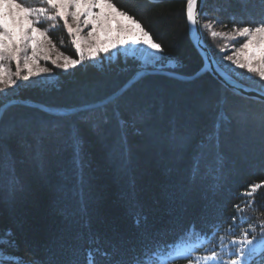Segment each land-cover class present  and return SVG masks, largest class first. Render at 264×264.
Wrapping results in <instances>:
<instances>
[{
  "label": "trees",
  "instance_id": "obj_1",
  "mask_svg": "<svg viewBox=\"0 0 264 264\" xmlns=\"http://www.w3.org/2000/svg\"><path fill=\"white\" fill-rule=\"evenodd\" d=\"M114 2L174 58L175 66L165 68L192 75L203 67L186 0ZM262 14L260 0H206L202 30L224 70L264 90V81L223 67L220 49L227 38H213L203 27L210 18L219 21L212 30L254 25ZM59 30L63 44L55 30L51 37L77 56L65 28ZM138 63L122 53L84 61L58 70L55 83L20 87L15 97L66 110L102 101L134 76ZM116 97L96 108L92 117L98 119L90 117L91 108L52 114L17 103L5 110L0 131L12 134L0 143V235L10 232L6 240L14 243L0 244V264H117L155 240L174 246L207 238L219 248L246 229L262 237L264 100L232 91L211 71L189 80L150 73ZM7 100L1 98L0 106ZM44 121L58 127L40 135ZM256 183L262 186L249 196ZM250 264H264V249Z\"/></svg>",
  "mask_w": 264,
  "mask_h": 264
},
{
  "label": "snow or ice",
  "instance_id": "obj_2",
  "mask_svg": "<svg viewBox=\"0 0 264 264\" xmlns=\"http://www.w3.org/2000/svg\"><path fill=\"white\" fill-rule=\"evenodd\" d=\"M200 2L202 0H186V19L191 25L198 23L194 5L198 7ZM45 3L47 7L28 6L22 0H0V91L3 90V86L16 85L17 79L14 77L20 78L22 70L26 72L22 77L26 81L34 76L50 75L52 69L42 66L40 64L41 59L51 60L53 65L67 71L82 65L85 60V53H87V59L95 64L102 55L110 56L114 51H122L126 56H131L139 61L134 78L130 81L131 84H135L151 72L175 66L174 58L165 56L164 47L154 39L144 24L129 11L118 6L114 0H45ZM260 3L264 7V0H260ZM42 18L63 22L79 59L63 56L62 64H57V60L52 59L49 45L52 47L55 45L48 33L56 25L41 28L39 24ZM217 22H219L218 19L210 18V22L203 27L210 32V36L213 38H227L230 47L221 48L220 51H230L231 54L225 55L224 59L230 61L236 69L246 70V73L257 76L259 81H264V14L254 25L233 23L231 32L227 33L212 30V25ZM84 28L89 29L86 37L81 35ZM193 43L204 58L205 68L211 69L215 61L211 60L204 50V41L199 37H194ZM59 58L57 57V59ZM166 60L168 61L167 64H165ZM6 61L15 64V72L5 63ZM227 82L232 84L234 88L237 87L235 81L230 78ZM242 86L239 85V87ZM120 94L123 95V92ZM116 98L115 94L106 97L101 105L89 109L90 117L98 119L92 117L96 108L114 103ZM222 118L221 114L218 119ZM57 127L56 122L44 121L41 123L40 135H44ZM9 134L12 133L7 129L0 131V143ZM189 141V137H182V143L187 144ZM39 142V136H37V144ZM72 144L82 159L81 138L78 134H73ZM36 155L37 157L40 155L38 148ZM261 186V183L250 185L251 191L247 194L253 195ZM139 222L138 219L137 223L139 224ZM261 235L264 237V223L261 224ZM8 236H11L10 232L0 235V244L14 243L6 240ZM231 244L239 245V247L234 253H230L233 258L223 262V264H249V260L257 248L264 247V238L258 241L256 235L250 237L246 229L239 237L233 236ZM171 247L172 245L168 242L155 240L143 246L129 259L119 261L117 264H154V262L166 264L168 260L176 258L170 252L165 254L163 251V249ZM91 251L90 249L89 252ZM204 260L206 262L211 261L212 264H221L219 254L215 250L211 251L209 256H205ZM87 264H94V260H89ZM188 264H193V260L188 259Z\"/></svg>",
  "mask_w": 264,
  "mask_h": 264
},
{
  "label": "rangeland",
  "instance_id": "obj_3",
  "mask_svg": "<svg viewBox=\"0 0 264 264\" xmlns=\"http://www.w3.org/2000/svg\"><path fill=\"white\" fill-rule=\"evenodd\" d=\"M22 2L26 3L28 6H44L47 7L45 0H22ZM71 22V21H70ZM55 24L56 27L50 31L55 30L56 36L58 38L61 32L59 30L60 26H63V22L61 20H57V21H52L49 20L47 18H42L41 19V23L39 24V26L41 28H49L51 25ZM75 26V25H74ZM64 27V26H63ZM66 30V29H65ZM89 29L88 28H84L83 31L81 32V35L86 37L87 36V31ZM214 31L217 32H231L232 29H225L222 28L220 26H214L213 27ZM50 31L48 33L49 37L51 38L53 44L55 45V47H52L51 45H49L50 48V55L52 57V59L57 60V64H62L63 63V56H70L74 59H79V56H73L69 53H67L66 51H64L60 45H58L56 43V39L51 37L50 35ZM71 38V37H70ZM60 43H64V39L60 38ZM237 47L239 45H236ZM230 45L228 43V40H226V46L223 48H229ZM124 54L122 51L121 52H112L110 54V56H101V58L97 61L99 62L101 59L103 58H115L118 56V54ZM224 54H222V56L220 57V62L222 63L223 67L227 68L230 72L235 73L237 76L239 77H244V76H248L251 79H258L259 78L257 76H255L254 74H249L246 73V70L243 69H236L234 65H231L230 61H227L224 59L225 55H230L231 52H223ZM125 55V54H124ZM57 57H60L59 59H57ZM84 61H89L87 59V53H85V60ZM6 64L9 65V67L12 69L13 72H15V64L12 62H5ZM168 61H165V64H167ZM40 64L44 67H48L50 69H52V73L50 75L48 74H43L40 77H32L29 80H23L22 77L23 75L26 74V72H24L22 70L21 72V77L20 78H16L17 79V84L11 87L8 86H3V90L0 91V99H11V98H15L16 93L18 92V90L20 89V87L22 86H26V85H34V84H50V83H55L58 80L59 77V73L58 70L60 71H64L62 68L57 67L55 65H53L51 60H44L41 59L40 60ZM173 67V66H171ZM72 69V68H70ZM69 69V70H70ZM68 71V70H67ZM251 237V236H250ZM264 237H257V240L259 241L260 239H262ZM232 239V238H231ZM231 239L223 244H221L219 246L218 249L216 244L214 243H209V240L206 239H201V240H190V241H185V242H181L173 247H171L167 252H165V254L167 253H171V255L173 257H176L174 260L170 259L166 262V264H176L175 261L177 259H183V261L185 260V262L181 263V264H188V259H192L193 260V264H212L211 261H205L204 257L205 256H209L211 251L215 250L218 254H219V260L221 261V264H223V262H226L228 260H230L231 258H233L232 255H230V253H234L236 251V249L239 247V245H232L231 244ZM264 249V247H258L256 252L252 255V257L261 252ZM252 257L249 260V264L252 261ZM154 264H158V262H154Z\"/></svg>",
  "mask_w": 264,
  "mask_h": 264
},
{
  "label": "water",
  "instance_id": "obj_4",
  "mask_svg": "<svg viewBox=\"0 0 264 264\" xmlns=\"http://www.w3.org/2000/svg\"><path fill=\"white\" fill-rule=\"evenodd\" d=\"M206 0H202V2H200L198 4V7L196 5H194V9H196L197 11V17H198V23L196 25H191L189 23V27H190V36L193 40L194 37H199L200 39H202L204 41V50L207 52L208 57L215 61V64H213V67L211 69H207L205 68V66L203 65V67L197 71L195 74L192 75H184V74H180L176 71L173 70H169L167 68H164L160 71H156V72H151V73H163V74H167L170 76H174L180 79H184V80H189V79H193L195 77H197L198 75L206 72V71H211L212 74L214 76H216L224 85H226L229 89H231L232 91L247 96V97H251V98H255L258 100H264V90L259 89L255 86H251L249 84H246L240 80H238L237 78H235L234 76H232L230 73H228L226 70H224L218 60L216 59V57L214 56L212 50L210 49V47L208 46L205 38H204V34H203V30H202V12H203V8H204V4H205ZM134 78V76L120 89L118 90L116 93H114L116 96L120 95L121 92L125 91L130 85V81ZM231 79L232 81H235V84L237 85V87H233L232 84L228 83L227 80ZM239 85H243L242 87H239ZM113 94V95H114ZM112 95V96H113ZM102 101H98V102H94V103H90V104H86V105H82V106H78V107H72L69 109H64V108H58V107H54V106H48L46 104H42L33 100H29V99H23V98H19V97H15V98H11L9 100H7L4 104H2L0 106V118L2 117L3 113L5 112V110L13 105V104H17V103H22V104H28V105H33L39 108H42L52 114H65V113H72V112H76V111H80V110H85V109H89V108H93L94 106H98L101 105ZM6 106V107H4Z\"/></svg>",
  "mask_w": 264,
  "mask_h": 264
}]
</instances>
